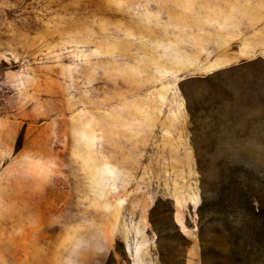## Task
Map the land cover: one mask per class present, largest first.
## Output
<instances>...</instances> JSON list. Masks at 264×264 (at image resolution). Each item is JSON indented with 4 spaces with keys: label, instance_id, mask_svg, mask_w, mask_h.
<instances>
[{
    "label": "rangeland",
    "instance_id": "374dc122",
    "mask_svg": "<svg viewBox=\"0 0 264 264\" xmlns=\"http://www.w3.org/2000/svg\"><path fill=\"white\" fill-rule=\"evenodd\" d=\"M254 194L264 0H0V264H264Z\"/></svg>",
    "mask_w": 264,
    "mask_h": 264
},
{
    "label": "trees",
    "instance_id": "16d2710c",
    "mask_svg": "<svg viewBox=\"0 0 264 264\" xmlns=\"http://www.w3.org/2000/svg\"><path fill=\"white\" fill-rule=\"evenodd\" d=\"M234 197V196H232ZM232 197L228 196L226 198L230 199L233 201ZM244 202L247 204L248 210L245 211V209H243L242 207L241 212H240V217L236 220V223H242L245 224V222H250L251 224H253V228H251L250 230H248V232H246L244 237V243L246 244V248H248V245H250V247H253L254 249H257L260 253L261 256V261L263 260L264 262V199L262 197H260L259 195H253L251 197H246L245 195H243ZM204 199H205V190H204ZM204 199L203 202L201 203L200 207H199V239L201 241L202 247H203V253L202 256L205 255V253L207 252L209 245H210V241L209 239L206 238V234L203 230V227L201 225V221H202V217L204 216ZM164 201L159 198L158 200H156L155 205L153 206L152 211H157V209L160 207V205L163 203ZM167 207L166 209L163 210V218L165 219V221L167 220V222H170L172 224V226L174 227V229L179 233L178 235L183 236L180 227L174 222V205L173 202L168 199L167 200ZM245 221V222H244ZM153 224V222H152ZM155 225V224H154ZM156 227V226H155ZM258 229L261 232V236L259 237H254L256 234L255 232H258ZM158 230V237L161 234V231L159 229ZM243 232H245L243 230ZM241 235H239L238 237H240ZM171 240L173 239V236H171L170 238ZM249 239V240H248ZM174 240V239H173ZM249 241V243H248ZM206 245V246H205Z\"/></svg>",
    "mask_w": 264,
    "mask_h": 264
}]
</instances>
